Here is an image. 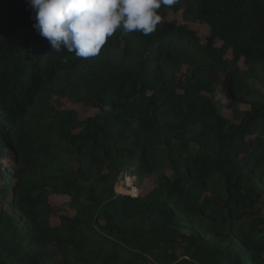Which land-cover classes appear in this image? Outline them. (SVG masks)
<instances>
[{"label":"trees","instance_id":"16d2710c","mask_svg":"<svg viewBox=\"0 0 264 264\" xmlns=\"http://www.w3.org/2000/svg\"><path fill=\"white\" fill-rule=\"evenodd\" d=\"M159 13L84 59L0 0V264H264V0Z\"/></svg>","mask_w":264,"mask_h":264},{"label":"clouds","instance_id":"9594fccd","mask_svg":"<svg viewBox=\"0 0 264 264\" xmlns=\"http://www.w3.org/2000/svg\"><path fill=\"white\" fill-rule=\"evenodd\" d=\"M178 0H28L34 29L57 52L97 56L117 30L147 36L162 23L159 10Z\"/></svg>","mask_w":264,"mask_h":264},{"label":"rangeland","instance_id":"374dc122","mask_svg":"<svg viewBox=\"0 0 264 264\" xmlns=\"http://www.w3.org/2000/svg\"><path fill=\"white\" fill-rule=\"evenodd\" d=\"M179 19V16L176 15H170L169 19ZM189 28L193 30L198 37V39L202 42H204V38L209 34V29L207 26L202 22H196L189 24ZM219 43H216V46H218ZM50 90L56 89L55 83H52L50 86ZM261 91V88L258 86L256 90H253L252 93H249L247 95V100L252 101L255 100L258 97V93ZM258 92V93H257ZM56 97L51 96V101H53ZM64 108L74 110L77 112V114L83 118L85 116H88L92 111H85L81 104H76L75 102L69 101V100H62ZM241 108L247 109L249 108V105L247 103H243L241 105ZM151 189V181L150 180H140L136 174L132 173V171H123L118 176L117 184L115 185V193L117 195H129V196H137L138 194L145 196L149 193Z\"/></svg>","mask_w":264,"mask_h":264}]
</instances>
